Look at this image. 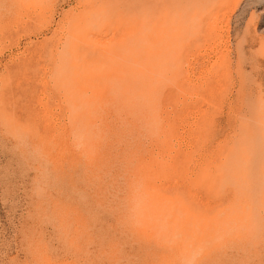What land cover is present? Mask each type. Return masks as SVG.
Segmentation results:
<instances>
[{
    "label": "rangeland",
    "instance_id": "rangeland-1",
    "mask_svg": "<svg viewBox=\"0 0 264 264\" xmlns=\"http://www.w3.org/2000/svg\"><path fill=\"white\" fill-rule=\"evenodd\" d=\"M0 264H264V0H0Z\"/></svg>",
    "mask_w": 264,
    "mask_h": 264
}]
</instances>
